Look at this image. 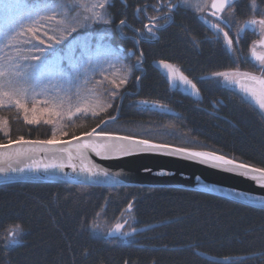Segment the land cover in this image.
<instances>
[{
	"label": "trees",
	"instance_id": "trees-1",
	"mask_svg": "<svg viewBox=\"0 0 264 264\" xmlns=\"http://www.w3.org/2000/svg\"><path fill=\"white\" fill-rule=\"evenodd\" d=\"M24 2L32 8L58 0ZM255 2V12L252 0L233 3L229 27L221 25L231 37L246 20L264 18V0ZM108 5L105 12L111 23L105 26V41L131 75L119 90L105 86L104 91L109 90L101 111L65 119L55 132L57 141L100 127L104 133L212 152L264 168V117L250 101L211 78L213 72H259L257 59L249 58L252 50L256 52L259 33L243 27L239 43L234 41V51H229L223 36L179 0H111ZM138 7L144 11L137 12ZM153 16L163 26L149 39L144 25L151 24ZM121 19L126 26L119 25ZM96 40L97 36L92 41ZM141 52L142 63H137ZM160 61L196 83L199 95L172 85L156 66ZM145 101L172 114L140 104ZM0 119L7 120L0 126V144L20 137L48 140L54 132L50 124H28L16 107L0 108ZM127 217L132 228L147 229L128 241L99 233ZM12 233L17 243L6 249ZM208 257H228L227 264H264V210L175 188L0 185V264H225Z\"/></svg>",
	"mask_w": 264,
	"mask_h": 264
},
{
	"label": "snow or ice",
	"instance_id": "snow-or-ice-1",
	"mask_svg": "<svg viewBox=\"0 0 264 264\" xmlns=\"http://www.w3.org/2000/svg\"><path fill=\"white\" fill-rule=\"evenodd\" d=\"M182 3L187 5L188 0H182ZM234 0H210V4H206V7H209L212 11L213 16H217V13H222L226 8L231 9L233 6ZM108 0H97V3L91 6H87L88 10L91 11V15H83L82 13L76 14L77 9L81 7H86L81 4V0H62L60 3H40L32 8H29L28 5H19L22 9H28V14L21 16L20 19L15 22L5 21L3 31L0 32V108H12L16 107L17 109H22L24 112V120L28 124H38L40 122V115L38 114H52L53 110L50 108H40L38 109L35 106V103L32 104L31 117L29 116V108L26 103H22L21 97L27 101L31 93H36V88L41 83L47 81L48 84H53V81H56L59 84L68 85V89L71 92L73 88L76 87L77 81H79L82 72L86 71L87 65L91 64L90 59H85L83 55L81 57H75L74 55H66L63 57L56 56L55 45H59L63 42L66 37H60L56 35H48L49 32H57L58 30L67 32L68 35H71L74 32H77V25L79 28L86 29L89 26V23L103 22L105 24L111 23L110 20L104 19L103 14H97L94 9L99 8L101 10L108 7ZM178 5H172L171 8H175ZM252 10L255 12L257 5L255 0H252ZM199 10V8H198ZM137 12L144 11L143 8H137ZM171 11V9H170ZM58 15L61 17L57 19ZM151 24L144 25L146 29L147 38L151 39L155 36L154 29H158L163 25H158L156 21L158 17H150ZM170 19V16L165 18V22ZM217 20L220 21L218 24L212 25L217 29L218 32L223 34V38L226 44V47L229 51H234L233 45L239 43L240 33L244 31V28H239L236 34V37L233 38L229 35V31H224V28L221 27L223 24L225 27H229L228 20L223 16H217ZM120 26H126L127 21L121 19L119 21ZM245 27H250L254 31L258 28L261 33H264V18L256 19L250 18L244 22ZM138 33L141 32L140 29H136ZM143 34V33H142ZM47 41V43H46ZM139 43V41H137ZM264 43V41H262ZM73 52L75 49L72 50ZM135 55V52L130 53ZM143 53H140V56L137 57V63H142ZM51 57V59H50ZM260 61L261 71L264 73V56L257 57ZM65 60L67 63H65ZM83 61V67L81 65ZM166 69H169V79H179L184 84L191 87L193 92L196 95H199V89L197 84L185 76L179 69L174 65L168 64L165 61H160ZM128 75H131V69L128 70ZM236 77H244L247 80L253 82L252 87H244L242 85V91L246 95H249L253 98H257V103L261 109H264V75L257 77L251 73L236 71H224V72H213L211 74L212 79L223 78L225 81H230L233 83H239L240 81L234 79ZM106 79V77H105ZM128 77L125 76L119 83L127 84ZM139 80V77H136ZM99 83H103L102 81ZM111 83H115L112 81ZM55 86V85H53ZM119 87V85H116ZM116 92L112 91L110 95L112 97L116 96ZM39 95V93H36ZM7 101V103H5ZM145 103H147L145 101ZM108 108H111L112 105L108 104ZM77 113H85L86 109L77 107ZM96 113H93L95 115ZM109 120H115L114 116H109ZM44 123L51 124L53 121L51 119H45ZM101 123L106 124L107 121L101 120ZM7 120L0 119V126H6ZM99 127V125H97ZM110 136L108 133L96 132V129H93L91 132H86V136ZM7 135V133H5ZM75 138V137H74ZM111 138V137H110ZM78 139V138H77ZM115 140L120 141L121 143H102V144H84L82 147L84 149L91 148L92 151H95L97 155H104L109 152H123L126 153L129 150V145H143L145 148H165L166 145H151L148 140H135L131 136H122L115 137ZM24 142L28 144L35 145H54L58 143L55 132L52 134V138L43 141H24L23 137H20L19 141H13L9 139L8 145L0 144V147H9L14 143ZM178 152H186V149H177ZM188 155L192 158H203L204 160L212 159L217 162L219 165L228 166V170L237 171L241 170L243 174L247 175L249 173H255L256 175L252 176V179H259L264 181V168H255L251 167L245 163H237L233 159H226L222 155H216L212 152H198V151H188ZM31 167V165H29ZM39 167V166H37ZM63 167V165H44L45 170L48 168ZM74 168L75 165H72ZM97 167L93 165L92 167H82V171H87L92 175H96V172L93 169ZM23 171V169H14ZM4 169L0 168V172ZM101 173L105 176L108 173L104 170H100ZM261 187H264V184H261ZM132 204L128 205V209L131 210ZM123 225L117 224L116 231H120ZM133 232L136 229H132ZM15 236V233L11 234ZM128 235V233H125ZM15 239H10L9 243L5 245V248H9L10 245L16 244ZM86 255V253H85ZM228 257H225V264H227ZM127 264V261L125 262Z\"/></svg>",
	"mask_w": 264,
	"mask_h": 264
},
{
	"label": "water",
	"instance_id": "water-1",
	"mask_svg": "<svg viewBox=\"0 0 264 264\" xmlns=\"http://www.w3.org/2000/svg\"><path fill=\"white\" fill-rule=\"evenodd\" d=\"M199 17L211 29L217 30L212 26L214 23L202 16ZM218 33L223 36L221 32ZM260 37L254 48L262 50L264 49V43H262L264 41V33ZM156 66L166 74L172 85L176 86L178 84L182 90L187 92L192 90L190 86L184 84L178 78L169 79V69H166L162 64L156 62ZM244 87L252 86L244 84ZM234 91L250 101L260 113H263L264 109H261L257 103L258 97L253 98L246 95L242 88ZM124 97L120 101V106ZM140 104L159 112L172 114L167 108L156 107L154 104L145 102ZM99 128H96L97 133L100 132ZM122 136L110 134V136L101 137L94 134L89 137L83 134L65 141L58 140V143L54 145H35L18 142L9 147H0V168L4 169V171L0 172V185L4 186L12 183H58L91 187L128 186L130 188L137 186L150 189L175 188L209 193L264 210V187H261L264 181L252 179V176L256 175L255 173L245 175L241 170L230 171L228 166H218L217 162L212 159L204 160L199 157L192 158L188 155V151L197 150L186 149L188 151L178 152L176 151L177 149L185 148L169 145H166L167 147L165 148H145L143 145H129V150L126 153L109 152L104 155H97L91 148L84 149L82 147L84 144H119L121 142L114 138ZM134 139L137 141L143 140ZM149 142L151 145H164ZM52 164L63 165V167L45 170L44 165ZM72 165H75V167L73 168ZM93 165L97 166L93 169L96 175L81 170L82 167H92ZM14 169H23V171H14ZM100 170L106 171L108 175H103ZM116 225L109 229L106 238L124 240L120 234L115 232ZM146 229H136L135 232L131 230L129 236L133 237ZM208 259L225 263L224 259L211 257H208Z\"/></svg>",
	"mask_w": 264,
	"mask_h": 264
},
{
	"label": "rangeland",
	"instance_id": "rangeland-1",
	"mask_svg": "<svg viewBox=\"0 0 264 264\" xmlns=\"http://www.w3.org/2000/svg\"><path fill=\"white\" fill-rule=\"evenodd\" d=\"M110 1L111 0H108V3H110ZM60 2H62V0H58V2L56 3ZM179 2L183 5V7L185 6L190 8L191 10L204 17L205 19H208L214 24L220 23V21L217 20V16H223L228 20V22H230L233 15L232 10L226 8L224 12L217 13V16H213V10L205 6L206 4H210V0H188L187 5L183 4L182 0H179ZM95 3H97V0H81V4L86 7L77 9L76 14L82 13L83 15H91L92 13L88 10L87 6L94 5ZM24 4V0H0V32L3 31L5 21L15 22L16 20L20 19L21 16H25L28 14V9H22L21 7H19V5ZM94 11L97 14H103L104 19L109 20L105 9L101 10L99 8H95ZM60 18L61 17L58 15L57 19ZM106 25L107 24L103 23L102 21L97 23L90 22L89 26L86 29L79 28V26L77 25V32H74L71 35H68L67 32L60 30L55 33H48V35L66 37V39H64L61 44L55 45L56 56L63 57L66 55H74L75 57L79 58L83 55L85 59L91 60V64L87 65L86 71L82 72L79 81H77L76 87L73 88L71 92L69 91L68 85L66 84H59L56 81H53V84H48L47 81H45L36 88V93H39V95H36V93H31L27 101H25L24 98L21 97L22 103H26L29 108L28 114L30 117L32 115L31 107L33 103H35V106L38 109H52V114H38L40 115L39 123H44L45 119H51L53 123H51L50 125H52L53 131L59 132L64 125L65 119H69L74 115L80 114L76 112L77 107L86 109V114H93L101 111L105 104L104 94L109 90L108 88L115 87L119 90L123 85H125L120 84L119 82L125 76H127L129 79V67H127L123 63V61L116 55H113L112 50L107 45V42L105 41V38L108 35L105 27ZM96 26L102 27H99L97 29ZM243 27H245V25H243ZM93 29H95L96 32ZM78 30L85 31V33L80 34L78 33ZM88 31H91V33H89V35L87 36ZM256 31L260 36H262L263 33H261L258 28L256 29ZM96 36V42L92 41L96 39ZM0 40H2V37H0ZM73 49H75L74 52L72 51ZM254 52V50L250 52L249 58H253L255 62L258 55H260L259 57L264 56V49L261 50L256 48L255 53L257 54H255ZM257 62L260 64V61L258 59ZM65 63H67L66 60ZM81 65L82 67L84 66L83 61H81ZM259 68V72L251 74L257 77L264 75V73H262L261 71V65ZM234 79L240 82L233 83L230 81H225L223 78H219L217 80L222 86L237 91L240 90V88H242V85L244 86V84L253 86V82L251 81V83H249L250 80H247L244 77H236ZM101 81L103 83H99ZM112 81H114L115 83H111ZM116 85H119V87H116ZM105 86H108L106 92L104 91ZM5 103H7V101H5ZM18 110L21 111L22 116L24 117L23 110ZM261 115L264 117V110ZM119 224L123 225V227L120 231H116L115 229V232L120 234L125 241L130 240L131 236L129 235L132 230V221L130 220V217H127L125 220L123 219L121 222H119ZM100 229L101 230H98L99 233L104 234L105 236L109 232V230H102L103 228ZM125 233H128V235H125ZM15 237L16 236H12L10 238L15 239Z\"/></svg>",
	"mask_w": 264,
	"mask_h": 264
},
{
	"label": "flooded vegetation",
	"instance_id": "flooded-vegetation-1",
	"mask_svg": "<svg viewBox=\"0 0 264 264\" xmlns=\"http://www.w3.org/2000/svg\"><path fill=\"white\" fill-rule=\"evenodd\" d=\"M216 32H218L217 30H215ZM259 65V66H258ZM257 66H258V68L260 67V64L259 63H257ZM240 71V70H239ZM259 71H260V68H259Z\"/></svg>",
	"mask_w": 264,
	"mask_h": 264
}]
</instances>
